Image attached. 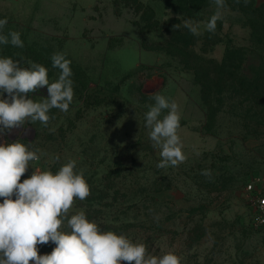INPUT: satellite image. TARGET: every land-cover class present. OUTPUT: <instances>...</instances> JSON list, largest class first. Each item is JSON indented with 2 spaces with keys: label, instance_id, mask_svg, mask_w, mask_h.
Returning <instances> with one entry per match:
<instances>
[{
  "label": "rangeland",
  "instance_id": "obj_1",
  "mask_svg": "<svg viewBox=\"0 0 264 264\" xmlns=\"http://www.w3.org/2000/svg\"><path fill=\"white\" fill-rule=\"evenodd\" d=\"M140 1L153 17L121 2L116 14L113 0H0L3 33L19 32L24 44H0V58L41 64L51 83L60 74L51 56L63 52L74 91L66 113L53 108L46 127L26 123L0 134V144L19 139L44 153L21 182L33 168L55 174L76 160L90 195L75 200L69 216L83 210L101 231L142 243L150 255L172 252L181 264H264L246 190L264 174V0H225L215 33L206 30L213 0ZM184 20L198 23L201 35L173 28ZM176 31L187 45L177 51L165 42ZM198 80L208 82L209 94ZM155 93L179 106L186 160L178 166L157 167L159 151L145 127ZM47 96L46 87L28 94L38 102ZM61 230H69L66 221ZM37 248L50 254L55 244Z\"/></svg>",
  "mask_w": 264,
  "mask_h": 264
},
{
  "label": "clouds",
  "instance_id": "obj_2",
  "mask_svg": "<svg viewBox=\"0 0 264 264\" xmlns=\"http://www.w3.org/2000/svg\"><path fill=\"white\" fill-rule=\"evenodd\" d=\"M213 3L215 11L206 22L209 33H215L225 9V0ZM7 23V18L0 19V44L23 48L19 32L3 33ZM180 27L201 35L199 24L192 20L173 26ZM51 61L60 74L50 83L45 66L28 60L29 67H23V58H0V134L6 135L26 123L40 122L46 127L51 109L69 110L74 97L71 61L63 52L54 53ZM44 87L47 98L39 102L28 98V94ZM5 93L7 98H3ZM153 99L155 103L145 114V127L150 129L152 147L159 151L157 167L178 166L186 160L178 134L179 106L159 93L153 94ZM38 153L39 149L29 150L19 139L0 144V264H181L180 257L172 252L150 255L142 243H133L113 231H101L83 210L69 216L75 200L83 201L90 195L83 171L76 170V160L62 164L55 174L33 168L31 176L21 182L30 162L44 155ZM201 175L211 179L212 173L204 169ZM65 221L68 231L61 230ZM49 242L55 244L53 251L40 255L37 245Z\"/></svg>",
  "mask_w": 264,
  "mask_h": 264
},
{
  "label": "built area",
  "instance_id": "obj_3",
  "mask_svg": "<svg viewBox=\"0 0 264 264\" xmlns=\"http://www.w3.org/2000/svg\"><path fill=\"white\" fill-rule=\"evenodd\" d=\"M250 195V217L264 240V174L251 177L246 184Z\"/></svg>",
  "mask_w": 264,
  "mask_h": 264
},
{
  "label": "trees",
  "instance_id": "obj_4",
  "mask_svg": "<svg viewBox=\"0 0 264 264\" xmlns=\"http://www.w3.org/2000/svg\"><path fill=\"white\" fill-rule=\"evenodd\" d=\"M120 2L123 3V4H127V5H129V4L133 5L134 4L137 7L138 10H141L140 12H141L142 15H146L147 13H149L148 16L149 17H153L154 11H153L152 7L150 5H148V4H144L140 0H113L116 14H119V11H120L119 3ZM153 21L154 22H158L156 19L153 20ZM177 33H179V32H177V31L173 32L172 35H171L172 37H174V40L167 39L165 41L169 46L172 47V50H176V51L178 49H180V48H183V47L186 48V46H187V45H182L181 43H179V39L177 37ZM194 66H196V65H194ZM198 82L200 84H202V87H204L205 94H209V92H207V90L205 91V85H207L208 82H206V81L203 82V81H199V80H198ZM208 101H209L208 99H204V102L206 103V105L208 104Z\"/></svg>",
  "mask_w": 264,
  "mask_h": 264
},
{
  "label": "bare ground",
  "instance_id": "obj_5",
  "mask_svg": "<svg viewBox=\"0 0 264 264\" xmlns=\"http://www.w3.org/2000/svg\"><path fill=\"white\" fill-rule=\"evenodd\" d=\"M2 140V138L0 137V141Z\"/></svg>",
  "mask_w": 264,
  "mask_h": 264
}]
</instances>
